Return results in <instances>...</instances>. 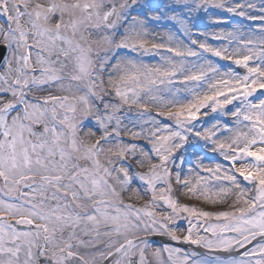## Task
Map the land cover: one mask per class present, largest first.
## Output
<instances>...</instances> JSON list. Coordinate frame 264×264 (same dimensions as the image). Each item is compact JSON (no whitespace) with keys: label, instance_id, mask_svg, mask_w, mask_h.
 Masks as SVG:
<instances>
[{"label":"snow or ice","instance_id":"obj_1","mask_svg":"<svg viewBox=\"0 0 264 264\" xmlns=\"http://www.w3.org/2000/svg\"><path fill=\"white\" fill-rule=\"evenodd\" d=\"M209 7L259 26L196 30ZM0 17V264H211L156 235L264 264V0H0Z\"/></svg>","mask_w":264,"mask_h":264},{"label":"rangeland","instance_id":"obj_2","mask_svg":"<svg viewBox=\"0 0 264 264\" xmlns=\"http://www.w3.org/2000/svg\"><path fill=\"white\" fill-rule=\"evenodd\" d=\"M147 2H149V0H139V3H141V4H146ZM150 2L153 5H156L158 3L159 5L162 6L163 4L168 3L169 0H150ZM133 14H136V13L134 12ZM254 14H256V13H254ZM216 18H227L228 22L215 24L212 21L215 20ZM169 23L170 22H168V21H161L158 24H156V23L150 24L149 28L152 31H154L155 33H157L159 35H163V33L167 29ZM194 23L197 25L196 30L202 31V32H205L208 34H211L213 32H218L220 29L228 30L230 27L233 28V26H243L244 29H248V28H253V27H256L259 25V21H256V22L248 21L246 19H242L238 16H233L232 14L226 13L223 10L217 9L214 7H209L207 12L201 11L198 14L197 18L195 19ZM194 38H196V37H194ZM198 39H203V37H198ZM208 42L212 43L215 46H220L221 43H227L226 41L213 40V39H211L210 36H209ZM229 50L231 51V48ZM212 59H213L214 63L221 65L222 70H224L226 68V66H232L233 70L239 73V71L237 69L238 66L231 65L230 61L222 60L220 58H215V57H212ZM158 60H159V57L154 56V55H149V56L145 57V61L147 63H156V62H158ZM241 75H243V74H241ZM229 107H231V106H229ZM191 143H195V142L192 141ZM193 151H197V154L200 156L206 155L209 157V160H204V163L206 165L220 163V164H224L226 166V162L223 160V158L220 157L218 154L212 153L210 148L209 149H203L201 147L200 151L197 149H193L191 147L188 149L189 153H191ZM193 159H194V157H193ZM188 167H189V165L186 162L184 165V175H182V179L188 175V173H187ZM137 183H139V182H137ZM183 192H184L183 189H179L175 193V195L179 196L181 202L188 203L190 205H195L198 208H203L206 211L228 210V206L231 202L229 200L228 203H225V204L213 205V204L205 203L203 200H197L195 197H189L187 195H182ZM148 199H149L148 196H144L142 200L133 201V203L140 205V204H143V202L145 200H148ZM157 211H159V209ZM212 222H222V221H216L215 218H213ZM185 230H186V222L181 221V223L179 224L177 234L183 235ZM153 239L155 240V246H159L161 244H170L171 246H174V247H180V248L184 249L185 251L196 252L199 254L200 257L207 258L211 262V264H217V261L214 259V257H219V259L221 261L227 262L231 256L236 255L235 253H232L229 251H224V250L210 251V250L204 248L203 246H195V245H190V244H185V243H177L175 241H172L167 236L156 235L153 237Z\"/></svg>","mask_w":264,"mask_h":264},{"label":"bare ground","instance_id":"obj_3","mask_svg":"<svg viewBox=\"0 0 264 264\" xmlns=\"http://www.w3.org/2000/svg\"><path fill=\"white\" fill-rule=\"evenodd\" d=\"M259 26V25H258ZM258 26H256V27H258ZM232 27H230L228 30H230ZM199 151H200V149H199ZM203 155V154H202ZM203 156H206V155H203ZM205 160H209V157L208 156H206V159Z\"/></svg>","mask_w":264,"mask_h":264}]
</instances>
